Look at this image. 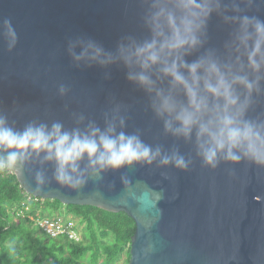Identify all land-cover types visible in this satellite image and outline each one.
Returning a JSON list of instances; mask_svg holds the SVG:
<instances>
[{
	"label": "water",
	"instance_id": "1",
	"mask_svg": "<svg viewBox=\"0 0 264 264\" xmlns=\"http://www.w3.org/2000/svg\"><path fill=\"white\" fill-rule=\"evenodd\" d=\"M240 8V14L264 20V4ZM145 10L140 0H0V113L17 130L31 122L49 127L59 122L69 131L84 130L91 122L103 130L106 117L119 108L125 126L117 131L139 134L162 153L178 151L191 160L188 169L161 166L157 160L89 175L75 190L56 183L55 165L43 154L9 171L32 196L126 212L135 221L128 264H264V168L243 160L205 167L194 139L186 142L164 132L150 97L127 80L123 65L76 66L68 54L69 40L77 38L95 40L110 51L124 36L146 38ZM223 15L236 13L229 7L212 15L208 42L185 58L189 63L209 48L223 51L235 28ZM5 19L17 34L10 52L2 36ZM160 86L167 87V80ZM254 99L248 116L264 118V96ZM86 166L87 160L81 170ZM157 193L162 195L158 201Z\"/></svg>",
	"mask_w": 264,
	"mask_h": 264
},
{
	"label": "clouds",
	"instance_id": "2",
	"mask_svg": "<svg viewBox=\"0 0 264 264\" xmlns=\"http://www.w3.org/2000/svg\"><path fill=\"white\" fill-rule=\"evenodd\" d=\"M145 7L143 26L147 37L124 36L114 51L92 39L69 40L68 54L76 66L109 67L123 65L127 80L150 97L154 116L163 122L164 132L193 141L205 167L216 169L221 160L234 164L242 160L264 168V118H250L256 103L264 96V20L240 14V5L257 9L264 0H140ZM229 7L236 15H223L235 25L223 51L209 48L192 62L185 58L208 42L212 15H222ZM2 36L10 52L17 34L9 19L3 21ZM167 80L168 86H160ZM67 89L61 85L59 92ZM80 116L79 120L83 121ZM119 108L106 117L102 130L94 123L86 129L65 130L59 122L49 127L28 123L17 130L0 113V170L23 168L33 155L54 163L57 184L79 189L89 175L118 170L136 164L174 165L187 170L191 160L178 151L162 153L160 147L145 144L139 134H126ZM87 160V166L80 165ZM40 185L45 183L37 174ZM156 200L162 195L157 193Z\"/></svg>",
	"mask_w": 264,
	"mask_h": 264
},
{
	"label": "trees",
	"instance_id": "3",
	"mask_svg": "<svg viewBox=\"0 0 264 264\" xmlns=\"http://www.w3.org/2000/svg\"><path fill=\"white\" fill-rule=\"evenodd\" d=\"M55 214L70 215L82 224L83 240L45 242L48 236L33 219ZM134 231L135 221L124 211L35 197L24 191L13 172L0 170V264H128Z\"/></svg>",
	"mask_w": 264,
	"mask_h": 264
},
{
	"label": "built area",
	"instance_id": "4",
	"mask_svg": "<svg viewBox=\"0 0 264 264\" xmlns=\"http://www.w3.org/2000/svg\"><path fill=\"white\" fill-rule=\"evenodd\" d=\"M33 221L37 228L50 238H65L76 243L83 240L76 219L70 215H43L35 217Z\"/></svg>",
	"mask_w": 264,
	"mask_h": 264
},
{
	"label": "rangeland",
	"instance_id": "5",
	"mask_svg": "<svg viewBox=\"0 0 264 264\" xmlns=\"http://www.w3.org/2000/svg\"><path fill=\"white\" fill-rule=\"evenodd\" d=\"M77 226H78V229H79V231L81 232L82 236H84V235H83L84 232H83V229H82V228H83V225L77 223ZM45 238H46V239H45ZM45 238H44V241H45V242H47V243H52V242H53V238H48V237H45ZM125 258H126V256L123 255V257L121 258L120 262H124V261H125Z\"/></svg>",
	"mask_w": 264,
	"mask_h": 264
}]
</instances>
